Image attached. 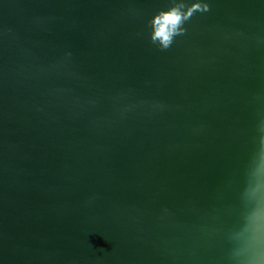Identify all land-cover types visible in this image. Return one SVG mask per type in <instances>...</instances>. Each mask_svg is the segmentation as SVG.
<instances>
[{"label": "water", "instance_id": "95a60500", "mask_svg": "<svg viewBox=\"0 0 264 264\" xmlns=\"http://www.w3.org/2000/svg\"><path fill=\"white\" fill-rule=\"evenodd\" d=\"M258 185L264 0H0V264H246Z\"/></svg>", "mask_w": 264, "mask_h": 264}, {"label": "clouds", "instance_id": "9594fccd", "mask_svg": "<svg viewBox=\"0 0 264 264\" xmlns=\"http://www.w3.org/2000/svg\"><path fill=\"white\" fill-rule=\"evenodd\" d=\"M200 7L207 9V5L193 4L188 11L190 13L192 8ZM181 19V14L176 9L163 13V23L154 25L151 34L152 41L155 42L158 39L162 47H167ZM256 191L264 193V185H258ZM246 231L249 241L246 264H264V196L257 197L256 204L246 220Z\"/></svg>", "mask_w": 264, "mask_h": 264}]
</instances>
